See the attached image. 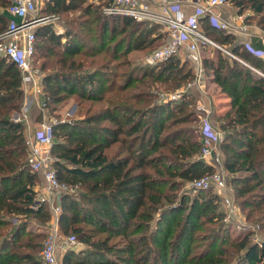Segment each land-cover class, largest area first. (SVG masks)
I'll list each match as a JSON object with an SVG mask.
<instances>
[{
  "label": "trees",
  "instance_id": "16d2710c",
  "mask_svg": "<svg viewBox=\"0 0 264 264\" xmlns=\"http://www.w3.org/2000/svg\"><path fill=\"white\" fill-rule=\"evenodd\" d=\"M105 1H45L43 13L79 10L81 17L68 19L61 33L53 23L36 31L34 56L57 58L52 69L46 61L40 65L46 70L43 107L56 114L60 102L75 96L84 114L72 121L57 114L54 126L52 164L75 190L56 196L58 223L64 235L85 245L69 248L63 264H264V237L254 242L253 231L225 246L224 232L230 229L219 192L180 193L187 181L214 170L202 156L204 139L190 94L157 99L155 91H129L148 86L147 77L177 90L193 79V64L176 54L144 74L135 67L118 74L120 66L129 65L119 61L126 50L160 44L157 49L168 38L156 23L104 13ZM11 2L0 0V34L9 26ZM231 2L239 14L251 11L247 20L264 28V0ZM200 22L207 36L243 60L219 47L211 51L210 44L201 47L210 51L203 53L205 76L230 99L229 108L217 115L226 169L240 205L264 227V59L235 43L234 34L209 15ZM113 60L118 63L110 67ZM24 99L21 69L0 54V264H45L43 234L31 236L28 228L31 219L50 223L53 217L36 189L40 173L29 162L27 123L13 116L21 113Z\"/></svg>",
  "mask_w": 264,
  "mask_h": 264
},
{
  "label": "built area",
  "instance_id": "2783aa9c",
  "mask_svg": "<svg viewBox=\"0 0 264 264\" xmlns=\"http://www.w3.org/2000/svg\"><path fill=\"white\" fill-rule=\"evenodd\" d=\"M45 1L48 0H43V2ZM230 2L231 0H106L102 9L106 14L130 15L139 21L149 20L159 24L161 29L167 33L168 39L148 56V60L156 64L176 54L184 55L185 59H188L194 67L191 84L198 87L203 85L205 75L201 48L203 44L222 48L240 59L212 40L201 29L200 17L205 14L209 15L212 23L222 29H227L232 25L228 21L221 20L214 11V7L217 5ZM184 3L191 4L194 10L188 13L182 7ZM7 11L10 15V22L8 28L0 34V54L18 65L23 73V79H25L27 77L25 74L31 71V59L36 52L37 28L42 24L49 23L50 16L38 13L36 0H12ZM60 30L59 32H63L65 28L62 27ZM249 48L256 52L252 47ZM35 86L36 92L42 94L43 88L39 84ZM183 93L185 91H178L171 98L181 97ZM167 97L163 94L161 99ZM42 102H44L43 97ZM196 111L199 115V127L204 139L202 156L208 159L216 152V148L223 138V132L211 122L210 112L202 103H197ZM56 122L57 119L43 122L38 133L34 137L27 138V144L32 169L42 172L46 181L47 195L42 196L41 199L47 200L52 214L56 215V224H58L61 207L56 204L55 197L62 192L70 191V185L58 178L52 164ZM217 160L219 161V158H216L215 162ZM225 174L226 171L222 166L217 167L212 172L190 182V186L194 190L214 188L220 191L227 185ZM226 203V219L230 220L237 214V207L229 199H226ZM69 241L74 243L75 239L70 238ZM41 256L46 264L58 263L56 242L52 235L45 239Z\"/></svg>",
  "mask_w": 264,
  "mask_h": 264
},
{
  "label": "rangeland",
  "instance_id": "374dc122",
  "mask_svg": "<svg viewBox=\"0 0 264 264\" xmlns=\"http://www.w3.org/2000/svg\"><path fill=\"white\" fill-rule=\"evenodd\" d=\"M44 3L45 2H43V0H36L37 11L40 14H48L50 16L49 20H48L49 23H53L54 29L58 32L61 31L60 29L62 27H64L66 29V25H67L66 21L68 19H71V18L80 19V17H81L79 10H73L70 12L58 13V14L57 13H55V14L54 13H43L42 10H43V4ZM230 3H232V2H230ZM103 5H104V3H103ZM249 12H247V13H249ZM52 14H54V15L52 16ZM150 22L151 21L146 20V22H144V23H145V25H147L148 23L150 24ZM152 23H155V22H151V24ZM74 26H76V25H74ZM59 33H61V32H59ZM212 37L216 38V37H218V35L215 33H212ZM62 40L65 41V38H63ZM159 45H156L152 49H143V50L127 51L126 48H124V50H122V51L126 50L125 51L126 56L125 57L120 56L119 59H121V60H119V61H122V60L128 61L129 60V65L120 66L117 69V73L121 75L123 70H126L130 67L131 68L135 67V69H138L137 73L142 74L146 70V68H149V69L153 68L152 66H154L155 64L151 63L148 60V56ZM212 48H213V46L210 47L209 50L213 51ZM43 55H44V52H43ZM45 55L46 56H42V52H39L36 56H33V58L31 59V71L29 73L25 74V76H27V77L25 79H23L24 91L26 90L25 88L27 87V85H30V86L32 85V88H33V87H36L35 85L39 84L43 88V76L45 75L46 70L43 69L44 70L43 71L41 69L40 65L44 61H46L49 65V69H52V67L54 66L55 61L57 59V58H55V56H53L51 54L47 55V53H46ZM101 56H105V55L102 54ZM181 58L183 60H186L184 55H182ZM101 60L105 61V62L107 61V60H103L102 58H101ZM113 62L114 63L110 64L111 65L110 67H114V65H117V63H118V62H115L114 60H113ZM49 69L47 71H49ZM112 69H114V68H112ZM107 71H108V73H110V70H107ZM122 79H123L122 77L118 78L119 81ZM205 79H206V77L204 75L203 83L206 86L204 88L205 89L204 92L207 95L206 98H207V100H209L210 104H212L213 109L214 108L216 109L217 108L216 106L219 103L218 99L221 98V95H220L221 92L218 88H215L216 86L214 83L212 84L210 81L206 82ZM192 80L193 79L191 78L188 82L181 85L177 90H171L168 87V85H166V83L162 84L161 82H154V81L151 82V78L147 77L145 82L148 83V86L143 85V84H139L138 89H136L134 86H132L131 87L132 89L129 91L139 92L140 90H142V91H145L147 93H150L151 91H155L156 94L159 93L157 99H161L163 94L167 95L168 97H172V95L178 91H185L186 93L190 94V96H188V98H192L194 101L193 105L191 106V109L196 110V105L198 102L196 101L195 97L191 94V90L194 88V86H192V84H191ZM42 97H43V92H42V94L39 95L40 105L43 109L46 110L49 120H56L58 118L57 114L59 116H61L63 118V120H66V121H72V120L77 119V118H82L84 115L81 112V107L79 108V104L76 101L75 96H71L69 98H66L62 102H60L56 108V112H55L56 114H54V113L50 114V112H48V110L43 107ZM25 98H26V96H25ZM76 104L78 105V107ZM98 104H99V106H101L104 103L102 102V103H98ZM86 105L88 106L89 103ZM65 117H67V118H65ZM198 123L200 124V120ZM112 150H114V149L112 148ZM54 157L55 156H53V160H54ZM212 157L215 160H216V158L217 159L219 158V161L217 160L216 162H215V160H212L213 166H214V169H217V167H220V166H222L225 169V171H226L225 179H226V183H227V185L224 188H221L220 191L216 190V189H214V191H217L220 193V195L222 197V207L224 210H227L226 199H229L232 203H234V206L237 207V214L235 216H233L232 219L227 220V224L229 225L228 228L230 229V232L228 234H226V232H224L228 238V241H229V243H227L225 246L226 247H232V240L236 239L237 241H240V239H238L237 236L242 235L247 230H249L250 232L253 231L252 237H253L254 242L260 240L261 238L264 237V227L261 224L262 221H259V220L253 221L252 217L251 218L248 217L247 210H244L242 208V206L240 205L241 199L238 198V196L235 192V188L233 186L231 177H230V175L226 169L225 155L221 149L220 143L218 144V147L216 148V152L212 154ZM43 183H44V181L39 177V181L37 183V189L39 191L38 196L40 198L42 196H44L43 194L40 193L43 189L42 187L44 186ZM70 191H75L74 187L71 185H70ZM182 192H190L192 194L196 193L191 188L189 181H187L184 184L183 188H180V193H182ZM56 204H59L57 197H56ZM55 216L56 215H53L50 223H44V222H41L40 220L31 219L28 229L33 232V235H31V236H35V234H37V233L43 234V237L41 239V244H40V254H41V250L43 248V242L45 241V239L48 236L52 235L55 239V242H56V256L58 259L57 264H63L64 254L69 248H73V249L75 248V250H79V249L85 247V245L79 241L78 242L75 241L74 243L70 242L69 241L70 237L63 234V232L59 226V223L56 224V219H55L56 217ZM200 232H203V230H199V233ZM25 238H28V237L25 236ZM33 238H34V241H39V238H37V237H33ZM219 243H220V246H223L222 241H220ZM236 257H237V255H236ZM195 263H197V262H195ZM184 264H192V263L186 262Z\"/></svg>",
  "mask_w": 264,
  "mask_h": 264
},
{
  "label": "crops",
  "instance_id": "0c3cea01",
  "mask_svg": "<svg viewBox=\"0 0 264 264\" xmlns=\"http://www.w3.org/2000/svg\"><path fill=\"white\" fill-rule=\"evenodd\" d=\"M182 7L188 13L194 10V7L191 4L184 3L182 4ZM214 11L219 15L221 20H225V21L232 23V25H230L227 29H224V30L226 32L228 31L234 34L235 43L237 44L244 43L248 45L249 47H252L256 51L255 53L260 54L261 57H263L264 59V28L261 27L256 21L252 20L249 22L247 20V16L252 14L251 11L249 13L239 14L237 9L233 6L232 3L217 5L216 7H214ZM228 45L231 46V44H228ZM221 46L227 49L226 45L225 46L221 45ZM202 53L207 54V53H210V51L206 50L205 52H202ZM205 81L206 82L210 81L212 84L214 83L211 79L207 77ZM214 84L216 86L215 88H217L216 83ZM205 87L206 86L204 83L201 86L194 87L191 90V94L195 97L198 103H202L208 109V111L210 112L209 117H210L211 122L214 124V126L217 129L219 128V130L223 132V130L220 127V122L217 119V115L225 112L229 108L230 99L227 95H225L224 93H221L220 94L221 98L218 99L219 103L216 106L217 108L213 109L212 104H210L209 100H207L206 98L207 95L204 92ZM25 89H26L25 90L26 98L24 100V106L22 108L21 113L16 112L18 115V117L16 118L17 119L22 118L26 121L27 123L26 133H27V138H28V137H34L38 133V130L40 129L41 124L43 122H47L49 118H48L46 110L43 109L40 105V99H39L40 94L36 92L35 90L36 87L32 88V85L31 86L27 85ZM212 160H215V159L213 157L206 159V161L209 163H212ZM39 173H40V178L45 183V184L43 183L44 186L42 187L43 189L40 193L43 195H47V191L45 190L46 181L43 178L42 172H39ZM36 189H37V185H36Z\"/></svg>",
  "mask_w": 264,
  "mask_h": 264
},
{
  "label": "water",
  "instance_id": "95a60500",
  "mask_svg": "<svg viewBox=\"0 0 264 264\" xmlns=\"http://www.w3.org/2000/svg\"><path fill=\"white\" fill-rule=\"evenodd\" d=\"M14 117H15V118L18 117L17 113L14 115Z\"/></svg>",
  "mask_w": 264,
  "mask_h": 264
}]
</instances>
